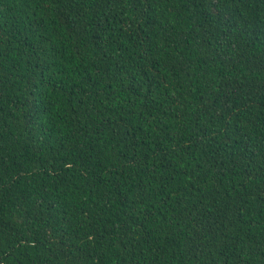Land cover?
Listing matches in <instances>:
<instances>
[{"label": "trees", "instance_id": "16d2710c", "mask_svg": "<svg viewBox=\"0 0 264 264\" xmlns=\"http://www.w3.org/2000/svg\"><path fill=\"white\" fill-rule=\"evenodd\" d=\"M0 264H264V0H0Z\"/></svg>", "mask_w": 264, "mask_h": 264}]
</instances>
